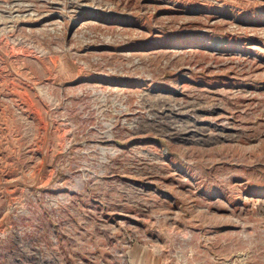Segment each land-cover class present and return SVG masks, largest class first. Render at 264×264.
<instances>
[{"label": "rangeland", "instance_id": "obj_1", "mask_svg": "<svg viewBox=\"0 0 264 264\" xmlns=\"http://www.w3.org/2000/svg\"><path fill=\"white\" fill-rule=\"evenodd\" d=\"M0 264H264V0H0Z\"/></svg>", "mask_w": 264, "mask_h": 264}]
</instances>
